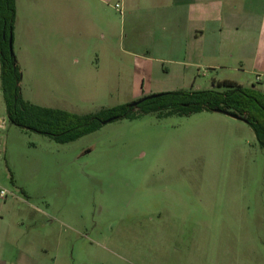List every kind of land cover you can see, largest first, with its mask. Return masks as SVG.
<instances>
[{
    "label": "rangeland",
    "instance_id": "1",
    "mask_svg": "<svg viewBox=\"0 0 264 264\" xmlns=\"http://www.w3.org/2000/svg\"><path fill=\"white\" fill-rule=\"evenodd\" d=\"M15 1L13 53L33 104L86 114L140 99L149 80L147 95L210 86L204 69L142 62L168 55L148 52L120 0L102 18L90 0L62 13ZM1 189L0 214L23 222L43 264H264V146L222 111L143 113L62 143L10 121L0 59Z\"/></svg>",
    "mask_w": 264,
    "mask_h": 264
},
{
    "label": "crops",
    "instance_id": "2",
    "mask_svg": "<svg viewBox=\"0 0 264 264\" xmlns=\"http://www.w3.org/2000/svg\"><path fill=\"white\" fill-rule=\"evenodd\" d=\"M63 1L55 0L48 10L74 12L81 5L79 0H67L64 6ZM120 2L127 14L134 13L138 36L148 45V52L168 55L162 58L159 55L135 54L142 62L154 59L171 63L177 73L185 77L193 72L192 69H204L212 77L208 88L213 86V81L227 79L264 92V0ZM84 5L102 18V15L106 16L111 0H90V4ZM146 69L153 70L149 66ZM154 90L153 81L149 80L143 84L141 96ZM203 233L208 235L213 231L203 230ZM27 239L23 222L6 220L0 214V264H43L44 252H32ZM204 253H207L205 248Z\"/></svg>",
    "mask_w": 264,
    "mask_h": 264
},
{
    "label": "trees",
    "instance_id": "3",
    "mask_svg": "<svg viewBox=\"0 0 264 264\" xmlns=\"http://www.w3.org/2000/svg\"><path fill=\"white\" fill-rule=\"evenodd\" d=\"M15 18L16 1L0 0L2 88L7 115L12 123L65 143L98 129L103 120L109 117L134 118L150 112L159 115H190L203 110L221 109L222 112L241 115L253 127L259 142L264 146V92L227 79L213 81L210 88L162 92L161 96L147 98L137 106L125 103L86 114L40 106L25 100L20 88L21 72L15 55H11L9 49Z\"/></svg>",
    "mask_w": 264,
    "mask_h": 264
},
{
    "label": "water",
    "instance_id": "4",
    "mask_svg": "<svg viewBox=\"0 0 264 264\" xmlns=\"http://www.w3.org/2000/svg\"><path fill=\"white\" fill-rule=\"evenodd\" d=\"M9 49H10V53L11 55H13V36H10L9 38ZM163 93L160 92V93H153V94H150V95H146V96H143L141 97L140 99L136 100V101H133L130 103V106H137L139 103H141L143 100L147 99V98H155V97H158V96H161ZM216 111H223L221 109H216ZM233 117H236V118H239V119H243V117L241 115H238V114H234V113H231V112H225ZM112 120H115V117H109L108 119H105L103 120V124L107 123V122H110Z\"/></svg>",
    "mask_w": 264,
    "mask_h": 264
},
{
    "label": "built area",
    "instance_id": "5",
    "mask_svg": "<svg viewBox=\"0 0 264 264\" xmlns=\"http://www.w3.org/2000/svg\"><path fill=\"white\" fill-rule=\"evenodd\" d=\"M116 6H119V4L117 3ZM0 195L2 197H5L7 195V190L6 189H1Z\"/></svg>",
    "mask_w": 264,
    "mask_h": 264
}]
</instances>
